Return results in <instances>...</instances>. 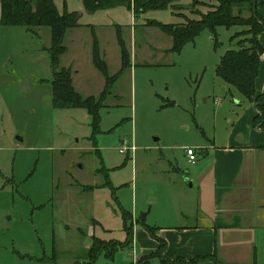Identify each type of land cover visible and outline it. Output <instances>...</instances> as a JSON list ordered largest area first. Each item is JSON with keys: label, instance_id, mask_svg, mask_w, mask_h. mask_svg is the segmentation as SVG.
<instances>
[{"label": "rangeland", "instance_id": "374dc122", "mask_svg": "<svg viewBox=\"0 0 264 264\" xmlns=\"http://www.w3.org/2000/svg\"><path fill=\"white\" fill-rule=\"evenodd\" d=\"M52 4L58 12L81 14V24H98L99 57L109 76L119 70L118 25L130 67L102 103L92 135L84 110L50 104L48 28L0 26V264H132L129 246L111 255L87 252L93 238L105 248L123 244L124 225L140 243L141 222L158 226V204L179 192L177 185L186 196L195 193L184 182L193 167L183 149H193L202 163L200 151L222 144L241 111L243 99L232 88L221 91L214 67L242 38L231 37L246 28H217L214 38L202 31L173 54L166 52L169 37L147 22L182 25L214 1L179 0L134 18L122 7L90 14L81 0ZM241 15L247 17V9ZM107 22L111 26L100 27ZM89 34L67 32L58 64L72 63L80 95L95 97L103 79L89 59ZM124 140L133 151L119 154Z\"/></svg>", "mask_w": 264, "mask_h": 264}, {"label": "crops", "instance_id": "0c3cea01", "mask_svg": "<svg viewBox=\"0 0 264 264\" xmlns=\"http://www.w3.org/2000/svg\"><path fill=\"white\" fill-rule=\"evenodd\" d=\"M257 3L256 12L264 24V0H257ZM106 10L111 9L97 10L90 14ZM83 12L86 13L84 10ZM77 24L78 27L65 31L62 42L66 33L71 30H88L91 60L92 36L98 44L94 33L98 24H81L79 19ZM99 25L111 26L109 22ZM114 28L120 30L116 24ZM257 41L260 46H264V32L257 35ZM66 50L65 47V52L61 56ZM97 50L101 57L99 45ZM118 62L120 68V52ZM62 67L70 69L71 85L80 95L75 86L76 81L78 82L76 79L78 71L72 67V63ZM102 79L101 90L104 85L103 76ZM253 85L256 95L264 93L263 57H259ZM219 86L221 91L226 87L222 82ZM254 115V105L244 101L241 111L229 125L225 141L222 144L204 147L200 151L202 163H197L196 156L193 164L188 163L186 159L187 164L193 168L189 170L190 175L184 182L187 184V181H190V186L187 187L189 189L195 187V193L186 196L188 193H185L183 185L179 184L177 185L179 192H171L172 197L169 194L158 204L157 208L161 211L160 221L156 224L158 226L154 228L155 236L164 242L161 257L167 261L175 259L189 261L213 255L221 264H264V129H258L253 125ZM129 145L131 146L130 142ZM90 187L80 186L79 190L83 192L92 190ZM170 209L175 211V215H169ZM139 232L141 242H137L135 234V240L129 245L133 255L132 264H137L138 259L148 256L157 249L156 241L143 229ZM153 258L157 257L150 258L148 264ZM157 264H160L159 259ZM196 264L212 263L201 261Z\"/></svg>", "mask_w": 264, "mask_h": 264}, {"label": "trees", "instance_id": "16d2710c", "mask_svg": "<svg viewBox=\"0 0 264 264\" xmlns=\"http://www.w3.org/2000/svg\"><path fill=\"white\" fill-rule=\"evenodd\" d=\"M179 0H81L85 12L112 9L122 7L129 11L132 17L144 14L152 10H165L172 8ZM214 5H208L209 9L204 13L197 14V19L184 20L182 25L161 24L148 21L147 26L156 27L161 33L170 38L171 44L166 52L177 54L181 47L197 36L202 31H207L214 38L217 28L244 27L245 31L234 34L242 37L235 44V50L226 51L214 67V76L221 80L227 87L234 89L239 96L248 103L254 105L255 115L253 125L258 129H264V93L256 95L254 92V79L257 74L259 57L264 58V46H260L257 35L264 32L263 20L256 12L257 0H210ZM196 4V0H192ZM247 9L249 15L243 17L241 11ZM78 14L67 12L64 7L58 12L52 4V0H0V26L11 28H23L27 32L32 28L47 27L49 31V46L44 51L48 55L51 79L50 104L57 110L82 109L90 121L91 134L98 131L99 110L102 103L109 95L114 82L119 75L129 67V57L123 42L116 30L117 44L120 52V68L109 76L105 63L100 59L96 40L92 36L91 64L103 76L104 85L96 97H81L71 85L70 71L68 68L60 67L59 57L65 52L63 36L67 29L76 28ZM249 37H246V36ZM87 189V188H86ZM123 223L126 213L122 214ZM142 229L146 234L157 242L155 252L138 260L137 264H148V260L157 257L160 264H196L201 261H210L212 264H221L215 256L198 257L189 261L175 259L167 261L161 257L164 242L155 236V229L141 222ZM126 240L123 244L111 243L109 248L106 243L93 238L87 254L94 257L97 253L105 251L111 255L118 248L127 247L132 241V230L123 226ZM93 257V259H94ZM146 258V259H145ZM92 259V260H93ZM91 260V261H92Z\"/></svg>", "mask_w": 264, "mask_h": 264}, {"label": "built area", "instance_id": "2783aa9c", "mask_svg": "<svg viewBox=\"0 0 264 264\" xmlns=\"http://www.w3.org/2000/svg\"><path fill=\"white\" fill-rule=\"evenodd\" d=\"M216 102V100H214V103ZM132 150V147L129 145L128 141H122V144L120 146V148L118 149V153L122 154L124 152H128ZM184 155L187 159V162L190 164H193L195 162V151L193 149H184Z\"/></svg>", "mask_w": 264, "mask_h": 264}, {"label": "water", "instance_id": "95a60500", "mask_svg": "<svg viewBox=\"0 0 264 264\" xmlns=\"http://www.w3.org/2000/svg\"><path fill=\"white\" fill-rule=\"evenodd\" d=\"M18 141H20V138H17ZM187 185L190 186V181H187Z\"/></svg>", "mask_w": 264, "mask_h": 264}]
</instances>
